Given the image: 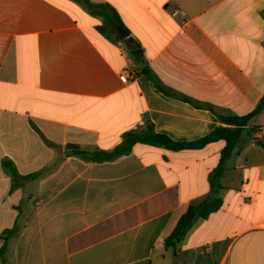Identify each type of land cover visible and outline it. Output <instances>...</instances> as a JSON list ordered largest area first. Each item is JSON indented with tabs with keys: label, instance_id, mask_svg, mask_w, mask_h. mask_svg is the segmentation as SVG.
Returning a JSON list of instances; mask_svg holds the SVG:
<instances>
[{
	"label": "crops",
	"instance_id": "obj_1",
	"mask_svg": "<svg viewBox=\"0 0 264 264\" xmlns=\"http://www.w3.org/2000/svg\"><path fill=\"white\" fill-rule=\"evenodd\" d=\"M263 98L264 0H0V248L19 227L0 264H264V108L216 181L224 140L104 162L67 151H111L147 124L190 143ZM213 196L221 208L164 247Z\"/></svg>",
	"mask_w": 264,
	"mask_h": 264
},
{
	"label": "trees",
	"instance_id": "obj_2",
	"mask_svg": "<svg viewBox=\"0 0 264 264\" xmlns=\"http://www.w3.org/2000/svg\"><path fill=\"white\" fill-rule=\"evenodd\" d=\"M104 8L109 10L108 17L111 20L115 21L113 25L116 26L118 39L122 41L119 32L124 30L126 31L123 23L121 22L119 16L117 15L115 9L110 5H103ZM132 52L141 56V50L134 49ZM264 108V98L261 100L255 111L245 117H221L227 124L235 125L234 127H218L209 135L198 139L196 141L190 143H180L173 141L171 138L164 134H160L155 132L154 127L150 124H147L146 129L140 131H130L124 135L123 141L115 147L111 151H102V150H87L83 149L78 145H68L67 151L69 155L80 156L85 160L92 162H104L114 160L120 156L130 154L132 152L133 147L138 144H150L156 146H163L170 150H182L185 148L190 149H200L206 146L211 142H215L218 140H224L225 146L221 150L220 161L218 166L213 171V180H218L222 175L225 169V165L227 160L233 155L235 150L240 148L243 143H245L251 134L257 130V127H245L248 124L250 118L254 115L258 114ZM6 170L13 176V178L18 177L16 169L13 168L9 163L4 164ZM40 175V172H35L29 175L24 176L25 179H33ZM21 177V176H19ZM223 204L221 198L211 197L205 201H203L198 206L196 205H188L185 212L179 217L174 228L171 232L166 235L162 240V245L166 248L175 249L177 243L182 239V237L186 234L187 230L192 226V224L199 218H207L210 214L218 211ZM19 227L17 224L14 225L11 229H6L2 235L4 239V244L0 248V257L3 258L7 249L9 239L16 236L18 234ZM175 253V252H174Z\"/></svg>",
	"mask_w": 264,
	"mask_h": 264
},
{
	"label": "water",
	"instance_id": "obj_3",
	"mask_svg": "<svg viewBox=\"0 0 264 264\" xmlns=\"http://www.w3.org/2000/svg\"><path fill=\"white\" fill-rule=\"evenodd\" d=\"M119 34L121 38L124 40V42L126 43L129 50L132 51L138 48V43L136 39L133 36H131L129 32L123 30V31H120Z\"/></svg>",
	"mask_w": 264,
	"mask_h": 264
},
{
	"label": "built area",
	"instance_id": "obj_4",
	"mask_svg": "<svg viewBox=\"0 0 264 264\" xmlns=\"http://www.w3.org/2000/svg\"><path fill=\"white\" fill-rule=\"evenodd\" d=\"M180 13V10L179 9H175L173 12H172V15L173 16H177L178 14ZM131 73L127 70H124L123 73L120 75V80L121 82L123 83H127L129 81V79L131 78Z\"/></svg>",
	"mask_w": 264,
	"mask_h": 264
}]
</instances>
